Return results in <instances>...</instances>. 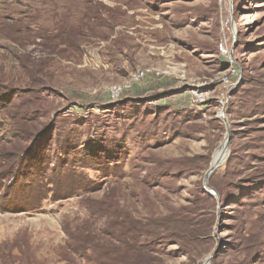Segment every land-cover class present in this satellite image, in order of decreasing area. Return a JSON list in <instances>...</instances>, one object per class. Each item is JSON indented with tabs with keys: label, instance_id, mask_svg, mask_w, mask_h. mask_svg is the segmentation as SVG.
<instances>
[{
	"label": "rangeland",
	"instance_id": "rangeland-1",
	"mask_svg": "<svg viewBox=\"0 0 264 264\" xmlns=\"http://www.w3.org/2000/svg\"><path fill=\"white\" fill-rule=\"evenodd\" d=\"M0 264H264V0H0Z\"/></svg>",
	"mask_w": 264,
	"mask_h": 264
},
{
	"label": "bare ground",
	"instance_id": "bare-ground-1",
	"mask_svg": "<svg viewBox=\"0 0 264 264\" xmlns=\"http://www.w3.org/2000/svg\"><path fill=\"white\" fill-rule=\"evenodd\" d=\"M224 146H225V144L224 145H222L221 147H219L216 151H215V153H214V155H213V158H212V161H211V165L212 164H215V163H222L223 161H224V159H225V157H226V154H227V152H226V150L224 149ZM226 148V147H225Z\"/></svg>",
	"mask_w": 264,
	"mask_h": 264
},
{
	"label": "built area",
	"instance_id": "built-area-1",
	"mask_svg": "<svg viewBox=\"0 0 264 264\" xmlns=\"http://www.w3.org/2000/svg\"><path fill=\"white\" fill-rule=\"evenodd\" d=\"M143 76H144V71L137 70V71L131 73L130 80L131 81H136V80L141 79ZM110 90H111L112 94H117L119 92V90H120V87L116 86V85H112L110 87Z\"/></svg>",
	"mask_w": 264,
	"mask_h": 264
},
{
	"label": "water",
	"instance_id": "water-1",
	"mask_svg": "<svg viewBox=\"0 0 264 264\" xmlns=\"http://www.w3.org/2000/svg\"><path fill=\"white\" fill-rule=\"evenodd\" d=\"M221 163H215L209 166L208 170L206 171V179L208 178V176L211 174V172L217 168Z\"/></svg>",
	"mask_w": 264,
	"mask_h": 264
},
{
	"label": "trees",
	"instance_id": "trees-1",
	"mask_svg": "<svg viewBox=\"0 0 264 264\" xmlns=\"http://www.w3.org/2000/svg\"><path fill=\"white\" fill-rule=\"evenodd\" d=\"M81 248H84L83 246H81Z\"/></svg>",
	"mask_w": 264,
	"mask_h": 264
}]
</instances>
